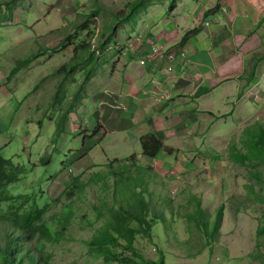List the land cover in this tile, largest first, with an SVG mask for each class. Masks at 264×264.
Wrapping results in <instances>:
<instances>
[{"label": "rangeland", "instance_id": "374dc122", "mask_svg": "<svg viewBox=\"0 0 264 264\" xmlns=\"http://www.w3.org/2000/svg\"><path fill=\"white\" fill-rule=\"evenodd\" d=\"M9 1L0 0V157L20 166L22 173L5 188L4 193L13 199L0 207L19 217L45 209L44 219L64 231L61 239L39 240L37 236L24 239L22 245L50 264H120L105 260L91 245L107 231L118 242L108 248L120 257L125 252L136 264L161 257L166 264H207L217 250L230 253V259L225 254L226 264H264V140L257 138L259 130H264V119L237 129L223 151H216L213 157L209 153L204 159L198 156V165L191 164V171L183 175L139 171L137 166H146L132 160L106 165L97 160V165L85 157L81 141L73 136L74 126L68 122L64 125L69 137L63 144V133L57 135L59 120L76 106L73 95L78 89H85L84 94L91 88L92 76L106 81L112 66L106 63L121 51L110 49L122 42L117 27L135 17L138 1L18 0L10 11L5 5ZM8 16L10 20H6ZM83 24L88 29L79 31ZM18 25L23 30H15ZM5 27L9 36L1 33ZM39 52L41 57L7 79L18 60ZM64 66L68 71L74 68V73H58ZM59 85L64 102L54 105ZM12 96L19 104L23 102L16 112L8 111ZM33 102L39 107L30 108ZM48 104L46 116L57 122H40ZM27 114L35 121L21 122ZM18 118L20 122H11ZM199 152L186 155L192 161ZM209 166L221 167L223 179L214 180L207 194L202 184ZM239 177L243 178L241 185L232 184ZM183 184L189 186L183 188ZM201 194H210L207 206H203ZM65 207L72 212L67 222ZM121 207L146 215L152 224L148 237L139 223H127L136 232L134 253L112 228ZM219 209L223 215L218 224ZM225 215L229 223L227 232L221 234ZM7 230V225L0 224V235Z\"/></svg>", "mask_w": 264, "mask_h": 264}, {"label": "crops", "instance_id": "0c3cea01", "mask_svg": "<svg viewBox=\"0 0 264 264\" xmlns=\"http://www.w3.org/2000/svg\"><path fill=\"white\" fill-rule=\"evenodd\" d=\"M136 1L135 17L117 27L122 42L110 49L121 51L107 61L106 66H112L106 81L92 76L91 88L84 94L85 89H78L73 95L76 106L59 122L65 120L75 127L73 136L81 141L85 157L95 164L97 160L106 165L135 156L136 163L153 168L155 173L183 175L191 171V164L198 165V156L204 159L209 153L213 157L216 151H223L237 129L264 119V0ZM63 5H67L65 1ZM14 29L23 30L20 25ZM8 30L1 29L2 35ZM134 37H142L141 47ZM147 41L172 56L185 48L188 56L156 65L147 61L141 66L139 61L149 52ZM12 97L8 111L16 112L23 102ZM32 106L39 107L37 102ZM49 109L50 104L43 107L40 122H57L46 116ZM34 121L35 117L27 114L21 122ZM65 131L63 144L69 137ZM153 133L167 148L155 158L145 155L142 146L143 138ZM197 151L201 152L192 161L186 155ZM205 170L202 185L208 194L214 180L222 181L223 170L214 166ZM233 180L232 184L241 185L243 178ZM201 195L203 206H207L210 194ZM227 223L225 215L221 234L227 232ZM228 253L212 251L207 264H226Z\"/></svg>", "mask_w": 264, "mask_h": 264}, {"label": "trees", "instance_id": "16d2710c", "mask_svg": "<svg viewBox=\"0 0 264 264\" xmlns=\"http://www.w3.org/2000/svg\"><path fill=\"white\" fill-rule=\"evenodd\" d=\"M17 1L18 0H10L9 2L5 3V5L8 6L9 11L11 10V7L12 8L14 7V4ZM6 20H10V16H8ZM87 29H88L87 24H83L79 26V31H86ZM188 36L189 34H187L184 37L183 41L187 40ZM103 48L104 46H102L101 49ZM42 55H43L42 52H39L23 60H18L16 62V65L13 68H11V70L9 71L7 79H11L12 77H14L21 69L27 67L30 63L34 62ZM68 68L69 67L67 66L62 67L58 71V73L60 74L74 73L75 71L74 68L70 69V71H68ZM62 101H63L62 85H59L58 91L54 98V105H57ZM66 123L67 122L63 120L62 124H59L58 134H57L58 137L61 136L62 133H64ZM257 138L258 139L261 138L264 140V130L261 129L259 130V134ZM142 146H143L144 154L152 158H155L160 153V151L167 150L163 142H161L154 133L147 135L143 138ZM134 159L135 156L131 157L130 159L116 160L113 162H119V161L128 162L129 160H132L133 163H136ZM42 164L44 166H47L48 163L46 160H43ZM137 170L148 171V170H153V168L137 166ZM21 173H22V169L20 166L13 165L10 160L0 157V206L2 202L11 201L13 199L12 196L5 194L4 191L7 185L12 184L13 182L18 180L19 174ZM65 210L68 211V214L66 215V219H65V221L67 222V217L69 218L72 212L69 207H65ZM45 213H46L45 209L38 211L35 210V211L27 212L19 217L16 214V212H13L12 210L4 212L0 207V224L7 225V229H8L7 231H4L3 235H0V262L2 264H50V262L47 259L33 254L32 249L23 246L21 243L24 239L33 240L37 236H39V240L44 238L61 239V236H63L64 231L62 232L60 228L46 221L44 219ZM222 215H223V211L222 209H219L216 218V222L218 224L222 218ZM145 217L146 215H144V217L139 216L138 214L130 210H126L124 207H121L120 211L116 214L117 222L112 226V228L114 229V232H116L117 234H119L120 236L124 237L127 240L126 249L131 250V252L133 253L135 251L133 247V242L135 239L136 232L135 230L127 227L126 225L131 220H133L139 223V225L142 228V232L148 237H150L152 224ZM59 221L62 222V224H64L62 220ZM261 232L264 233V227L262 228ZM109 244L117 245L118 242L116 237H114L112 234H109V232L107 231L104 232L103 234H100L91 243L93 249L101 253L104 256L105 260L107 261H114L120 264H136L132 259H129L128 256L124 255L125 252L123 253L122 257H120L119 254H114L111 251V249L108 248ZM146 264H166V263L164 257H161L158 261L148 260Z\"/></svg>", "mask_w": 264, "mask_h": 264}, {"label": "built area", "instance_id": "2783aa9c", "mask_svg": "<svg viewBox=\"0 0 264 264\" xmlns=\"http://www.w3.org/2000/svg\"><path fill=\"white\" fill-rule=\"evenodd\" d=\"M205 26L209 27L210 24L206 23ZM133 41L138 43L140 47L144 43L142 37H134ZM145 43L149 44L150 47H149V52L146 55V58L139 61V64L141 66H145L147 61H150L156 65L158 64V62L164 61L165 59L170 62H174L175 59H184L188 56V50H186L185 48H181V52L177 56H172L162 46L156 43L150 41H147ZM168 70L169 71L173 70V67H169Z\"/></svg>", "mask_w": 264, "mask_h": 264}]
</instances>
